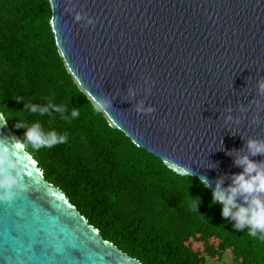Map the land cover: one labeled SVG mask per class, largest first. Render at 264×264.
Here are the masks:
<instances>
[{
    "label": "water",
    "instance_id": "water-1",
    "mask_svg": "<svg viewBox=\"0 0 264 264\" xmlns=\"http://www.w3.org/2000/svg\"><path fill=\"white\" fill-rule=\"evenodd\" d=\"M49 1L60 56L111 127L212 191L243 171L239 157L264 164L247 147L264 141V0ZM141 103L156 111L137 113ZM0 137L22 141L8 122ZM20 155L28 190L0 203V264H144L90 224L26 145Z\"/></svg>",
    "mask_w": 264,
    "mask_h": 264
},
{
    "label": "trees",
    "instance_id": "trees-1",
    "mask_svg": "<svg viewBox=\"0 0 264 264\" xmlns=\"http://www.w3.org/2000/svg\"><path fill=\"white\" fill-rule=\"evenodd\" d=\"M51 19L49 0H0V110L22 141L26 129L15 127L16 117L68 134L52 148L25 144L46 179L106 240L144 264H217L226 255L234 264H264V240L235 231L198 177L177 174L110 126L68 72ZM49 101L80 115L62 119L50 108L52 116H39L25 107Z\"/></svg>",
    "mask_w": 264,
    "mask_h": 264
},
{
    "label": "clouds",
    "instance_id": "clouds-1",
    "mask_svg": "<svg viewBox=\"0 0 264 264\" xmlns=\"http://www.w3.org/2000/svg\"><path fill=\"white\" fill-rule=\"evenodd\" d=\"M66 11H71V9H66ZM74 19L77 22L85 20L86 26L96 23L93 17L80 13H76ZM259 88L264 91V82H260ZM16 100L19 103L23 101V98ZM97 104L101 109L108 110L109 108V104L102 98H97ZM25 107L31 114L39 116H52L50 108H53L55 113H59L62 119H75L80 115L79 110L74 108L68 116L66 115L68 112L66 106L53 104L51 101L43 106L29 103ZM136 111L139 114H151L156 109L154 106L144 107L141 103L137 105ZM16 118L18 122L15 127L26 129L24 140L13 141L7 137H0V203L14 202L28 190L21 170L20 150L22 145L26 144L32 150L38 151L42 148H52L64 144L68 140L66 132L61 134L55 130L46 131L39 122L26 123L18 117ZM8 120L7 114L0 110V125L6 124ZM247 147L252 156L264 154V141L249 140ZM235 163L242 166L243 171L233 176L232 184L227 188L222 187V180L216 183L212 192V203L222 205L221 215L235 221L233 225L235 231L243 232L247 229L249 236L264 240V164L249 159L248 155L239 157ZM187 175H190L188 169ZM200 183L205 184L206 178L201 177ZM238 197L244 201V204L237 203ZM197 204L198 199H191L190 206L196 211ZM55 250H61L58 244L55 246Z\"/></svg>",
    "mask_w": 264,
    "mask_h": 264
},
{
    "label": "rangeland",
    "instance_id": "rangeland-1",
    "mask_svg": "<svg viewBox=\"0 0 264 264\" xmlns=\"http://www.w3.org/2000/svg\"><path fill=\"white\" fill-rule=\"evenodd\" d=\"M217 264H234L233 260L231 259L230 256H225L223 261L217 263Z\"/></svg>",
    "mask_w": 264,
    "mask_h": 264
}]
</instances>
